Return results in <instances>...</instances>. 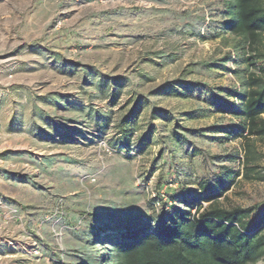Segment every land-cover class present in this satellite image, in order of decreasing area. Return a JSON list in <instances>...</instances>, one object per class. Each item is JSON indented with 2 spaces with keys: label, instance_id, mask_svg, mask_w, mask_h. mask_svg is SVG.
Masks as SVG:
<instances>
[{
  "label": "rangeland",
  "instance_id": "374dc122",
  "mask_svg": "<svg viewBox=\"0 0 264 264\" xmlns=\"http://www.w3.org/2000/svg\"><path fill=\"white\" fill-rule=\"evenodd\" d=\"M227 7L0 0V189L21 200L14 264H114L127 226L185 198L209 205L202 182L229 172L222 204L264 203V139L231 131L247 65L223 29Z\"/></svg>",
  "mask_w": 264,
  "mask_h": 264
},
{
  "label": "trees",
  "instance_id": "16d2710c",
  "mask_svg": "<svg viewBox=\"0 0 264 264\" xmlns=\"http://www.w3.org/2000/svg\"><path fill=\"white\" fill-rule=\"evenodd\" d=\"M227 1L229 20L223 22V29L240 37L242 62L247 65L242 107L236 112L242 127L234 126L231 131L235 136L248 132L264 139V65L259 66V72L249 68L264 60L260 50L264 37V0ZM121 127L129 136L131 126L125 123ZM253 147L251 142L247 144L249 173L253 171ZM227 181L233 183L230 172L219 175L215 185L202 182L206 194L203 197L210 204L199 206L196 211V200L185 198L175 211L165 217L156 216L153 223L149 220L135 227L127 226L117 239L114 264H253L260 260L264 257V203L247 208L222 204L219 197L227 188ZM93 231L101 230L96 227ZM96 233L97 236L100 232Z\"/></svg>",
  "mask_w": 264,
  "mask_h": 264
},
{
  "label": "crops",
  "instance_id": "0c3cea01",
  "mask_svg": "<svg viewBox=\"0 0 264 264\" xmlns=\"http://www.w3.org/2000/svg\"><path fill=\"white\" fill-rule=\"evenodd\" d=\"M0 174V185L4 186V182L9 180V177L3 172ZM20 250L21 200L11 197L8 192L0 189V264H14L16 260L13 259Z\"/></svg>",
  "mask_w": 264,
  "mask_h": 264
}]
</instances>
